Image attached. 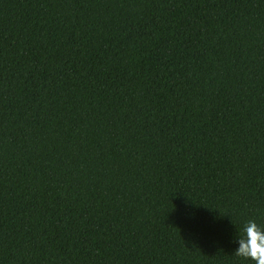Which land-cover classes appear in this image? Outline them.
I'll use <instances>...</instances> for the list:
<instances>
[{
  "label": "trees",
  "instance_id": "trees-1",
  "mask_svg": "<svg viewBox=\"0 0 264 264\" xmlns=\"http://www.w3.org/2000/svg\"><path fill=\"white\" fill-rule=\"evenodd\" d=\"M264 0H0V264H253Z\"/></svg>",
  "mask_w": 264,
  "mask_h": 264
},
{
  "label": "clouds",
  "instance_id": "clouds-1",
  "mask_svg": "<svg viewBox=\"0 0 264 264\" xmlns=\"http://www.w3.org/2000/svg\"><path fill=\"white\" fill-rule=\"evenodd\" d=\"M235 255L253 264H264V228L255 220H249L238 234Z\"/></svg>",
  "mask_w": 264,
  "mask_h": 264
}]
</instances>
